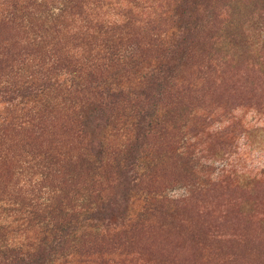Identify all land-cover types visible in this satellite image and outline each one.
<instances>
[{
	"label": "trees",
	"instance_id": "obj_1",
	"mask_svg": "<svg viewBox=\"0 0 264 264\" xmlns=\"http://www.w3.org/2000/svg\"><path fill=\"white\" fill-rule=\"evenodd\" d=\"M199 9L196 0H0V264H165L116 254L128 235L178 214L179 203L154 194L173 156L161 144L201 109L193 101L205 84L223 78L214 53L239 39L226 7ZM187 67L192 79L179 73ZM229 128L219 132L221 184L235 176ZM128 171V192L146 203L133 219L108 212Z\"/></svg>",
	"mask_w": 264,
	"mask_h": 264
},
{
	"label": "rangeland",
	"instance_id": "obj_2",
	"mask_svg": "<svg viewBox=\"0 0 264 264\" xmlns=\"http://www.w3.org/2000/svg\"><path fill=\"white\" fill-rule=\"evenodd\" d=\"M196 2L199 12L226 7L240 36L234 46L214 53L224 76L207 82L203 98L193 101L201 109L184 118L186 125L172 143L161 144L162 152L169 149L173 156L158 168L162 176L154 194L172 206L179 203L178 214L134 232V241L128 235L116 258L123 253L120 260L155 257L165 264H264V41L258 36L264 0ZM179 73L192 79L194 70L181 68ZM223 125L230 126L227 138L234 139L228 175L235 176L221 184L227 175L219 161L227 148L219 136ZM177 153H184L183 164ZM131 179L128 171L112 194L109 213H128L133 219L145 211L144 198L128 192Z\"/></svg>",
	"mask_w": 264,
	"mask_h": 264
}]
</instances>
